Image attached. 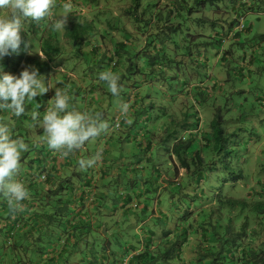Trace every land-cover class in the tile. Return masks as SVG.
<instances>
[{"label": "crops", "instance_id": "crops-1", "mask_svg": "<svg viewBox=\"0 0 264 264\" xmlns=\"http://www.w3.org/2000/svg\"><path fill=\"white\" fill-rule=\"evenodd\" d=\"M75 2L78 12L68 14L65 27L45 29L59 39L58 51L45 58L35 45L48 66L25 57L7 64L13 68L6 73L16 76L25 68L36 69L48 91L26 103L19 118L0 111V122L9 123L13 137L28 145L15 179L29 193L18 212H11L0 196V264H214L211 231L197 228L199 220L173 215L174 205L162 193L161 179L172 176L173 169H163L170 157L161 149L173 144L177 130L193 129L196 118L200 127L202 116L194 108L199 101L225 97L234 46H242L252 26L232 35L240 16L252 14L260 41L242 49L234 76L247 70L256 80L264 79V0L246 5L221 0L207 11L206 4L190 9L185 0H139L136 10L134 0H111L110 6L102 0ZM196 12L201 16L196 18ZM61 13L48 18L53 25ZM196 22L202 26L192 33ZM208 30L211 40L197 42ZM72 33H78L75 42ZM208 43L214 44L213 67L208 66L210 52L202 48ZM203 64L199 79L196 69ZM104 71L120 77L119 96L99 79ZM173 86L177 91H171ZM57 89L68 93L71 109L98 114L109 125L68 157L47 147L40 124ZM163 89L160 100L157 91ZM258 89L252 114L264 121L261 83ZM233 92L241 91L233 86ZM122 103L127 113L119 110ZM97 152L102 159L95 166L80 167V160ZM256 152L254 159L264 154V139ZM218 224L224 227L226 221ZM98 240L100 249L93 246Z\"/></svg>", "mask_w": 264, "mask_h": 264}, {"label": "trees", "instance_id": "trees-1", "mask_svg": "<svg viewBox=\"0 0 264 264\" xmlns=\"http://www.w3.org/2000/svg\"><path fill=\"white\" fill-rule=\"evenodd\" d=\"M219 1L221 0H201V4H204V2H209V4H211L212 2ZM236 2L244 5L248 4V0H232L233 5H235ZM138 6L139 0H134L133 10H136ZM240 18L242 17H238L237 23ZM49 23H45V26L47 24L49 26ZM235 25L232 27V35L238 34L246 29L245 25L243 30L234 32ZM45 26H43V22L41 21L25 22L21 31V45L17 52L10 53L0 58V67H2L3 72L6 73L8 68H13L11 65H7L8 62L14 59L21 60L24 57L29 61H33L35 65L48 66L46 61L41 60L38 55L30 54L35 47L32 37L37 35L39 36L38 45L40 47V52L45 58L53 56V54L58 51L59 39L54 33H46ZM70 37L75 42L78 40V33H72ZM217 115L216 113L209 125L210 139L211 142L214 141V143L221 141L223 135L221 122ZM196 119L197 125L198 118ZM182 130V135H178L179 138L176 137L170 147H165L169 152L171 161L174 162L173 164H177V162L178 164L175 166L172 165V176L163 177L161 179V186L163 188L162 193L165 194L167 201H170L174 205L172 214L174 215L176 212L179 214L180 219L191 217L192 219L199 220L197 228H204L207 231H211L210 234L214 238L217 248L215 251H211L209 255L212 263L264 264V181L258 179V182H260L259 189L251 190L254 195V199L251 203H248L244 198H232L228 196V194L224 192L225 186L231 181L233 184L230 183L227 186L233 188L234 182L243 180L245 176L242 171L237 174L233 172L232 165L226 160L222 163L220 169L215 167L217 161L214 159L213 161L215 163H211L208 166L204 165L201 153L205 148L209 150L208 146L210 139H207V143L203 144L205 140L202 141V143L197 141L193 135V129L183 128ZM184 133L186 136L183 135ZM216 148L217 150L219 149L218 147ZM179 169L184 171L183 174L186 177V182H180ZM222 170H226V173L223 178L220 179L217 177V174ZM213 171L217 174L211 185L208 184L207 186L209 187L208 192L212 193L210 200H213V203L216 202V206L205 209L201 206L203 198H206L207 195L205 193V183L209 181L210 172ZM219 179L220 182L218 181ZM153 183L156 184V179ZM151 186L153 185L151 184ZM157 189L158 186L156 185L155 190ZM243 209L250 210L253 219L259 220V232L256 233L255 230L248 228L247 217H242ZM236 210L239 212L234 213ZM219 221H226L225 226L219 225ZM236 222L237 224H235Z\"/></svg>", "mask_w": 264, "mask_h": 264}, {"label": "clouds", "instance_id": "clouds-1", "mask_svg": "<svg viewBox=\"0 0 264 264\" xmlns=\"http://www.w3.org/2000/svg\"><path fill=\"white\" fill-rule=\"evenodd\" d=\"M57 0H0V58L16 53L21 45V31L26 21L40 22L53 16ZM71 0L62 5V13L55 18L54 28L65 27L68 14L72 13ZM99 79L106 83L113 96L120 94V77L111 71L99 73ZM48 88L42 82L36 69L25 68L19 76L3 72L0 67V111L19 118L25 114V105ZM128 112V105L122 103L119 109ZM98 114L84 113L71 109L70 96L62 89H57L51 106L42 116L40 124L47 147L59 152L63 157L82 148L88 141L105 133L109 127ZM33 121L37 113L31 114ZM12 126L0 122V196L6 200L11 212L23 210V201L29 193L24 184L17 181L22 154L28 151V145L12 135ZM102 159L97 152L93 158L80 160L81 168H91Z\"/></svg>", "mask_w": 264, "mask_h": 264}, {"label": "rangeland", "instance_id": "rangeland-1", "mask_svg": "<svg viewBox=\"0 0 264 264\" xmlns=\"http://www.w3.org/2000/svg\"><path fill=\"white\" fill-rule=\"evenodd\" d=\"M104 3L103 5H108L110 6L111 0H102ZM67 2V0H57V8L53 10V13L56 14L58 11H62V5L63 3ZM73 4L72 8V13H77L78 12V4L75 2V0H71ZM186 4H188L190 9H201L200 6L202 7L201 0H196L195 2H189L188 0H185ZM181 3V1H180ZM88 4V3H87ZM206 4V9L205 11L208 10V5L209 2H204ZM89 7V5H88ZM201 14L197 13L195 14V17H200ZM43 26H45V23H49L50 19L46 18L45 20H42ZM195 27V21H192ZM243 23L246 26H249L252 23V26L250 28V32L248 33L247 40H242L240 44L242 46L238 47L237 45L234 46L235 50V55H234V60L235 61H229L227 68L228 67H233L230 68L228 71L230 81L225 85L224 89L226 90V95L225 97H220L217 98V100L214 99V97H209L206 96L204 100L199 101L196 105V108L200 111L201 116H202V122L200 123V127L198 126L197 119H195L194 123V128H193V135L195 136L196 140L203 142V144L207 143V139H210V130H209V125L211 120L214 118L216 113L219 116L220 122H221V128L223 129V135H222V140L219 141L218 143L211 142V139L209 140V146L208 149L206 148L202 150L201 157H202V162L204 165L208 166L211 163H215L213 159L216 162L215 167L221 168L222 163L226 161L230 162L231 167L233 168V172L236 174L242 171L243 175L245 178L243 180H239V182H234V187L230 188L227 185L230 183L233 184V182L230 181L225 186L224 192L228 194V196L232 198H244L248 201V203H251L254 199V195L251 192V190H257L260 186V182H258V179L261 181H264V154H262L259 159H254L256 156V150L258 148V144L264 139V121H258V117L261 115H256L252 114L254 111V101H255V94L257 91H259L258 86L261 85L264 87V79H258L256 80V77L252 75L249 71L244 70L243 76H234V71H236V63L239 59L238 55L242 56V49L250 46L251 43L258 42L260 41L259 38H257V29L255 27L256 22L255 19L252 18V14L247 15L243 19ZM235 24V23H234ZM25 25V23H24ZM54 25L52 24V21L45 26V29L48 27H53ZM197 26H202V24L196 22V30L192 33H197L199 30L197 29ZM208 28V27H207ZM186 30L183 31L182 35L183 37H186ZM206 32L207 36L201 38L198 37L197 42H207L211 40V31H204ZM33 44L38 45V40L39 36H34L32 37ZM187 42V41H186ZM264 43V42H262ZM261 43V44H262ZM239 44V45H240ZM202 48L207 49L209 54V64L208 66L213 67L216 63L213 53L215 51L214 49V44H204L202 45ZM31 55H36L37 54V47L33 48L32 51L30 52ZM207 55V53H206ZM206 64H203L201 66H198V69H196V73H199L200 75H196L197 78L202 79L204 76V72L206 70ZM202 72V73H201ZM233 86H237L238 89H240L241 92H233ZM179 90V86H176ZM242 88L245 89V91H242ZM171 91H177L175 89V86L171 88ZM157 95H159L160 100H163L165 97V92L163 90H158ZM217 102H219V107L215 105ZM191 107V105H190ZM213 108H218V109H213ZM192 109V107H191ZM257 109V107H255ZM197 117V113H193ZM183 130H177V137L178 135H182ZM183 135L186 136L184 133ZM179 138V137H178ZM216 141V140H215ZM201 145V144H200ZM216 145V146H215ZM218 147L219 149L217 150ZM161 148H164L161 146ZM163 150V155L166 156L168 151L164 149ZM216 153H215V151ZM226 155V156H224ZM167 157V156H166ZM170 157V156H168ZM167 157V158H168ZM170 159V158H169ZM169 159L164 161L165 166L163 169H172L173 166L177 164H173L169 162ZM221 162H220V161ZM177 161V160H176ZM232 163V164H231ZM173 165V166H172ZM193 166V165H192ZM180 168V166H179ZM184 171L182 169H179V176H180V182H186V177L183 174ZM226 173V170H222L218 174L213 171L210 172V177L209 181L205 183V194L206 198H203L202 200V208L208 209L209 207H215L216 202L213 203V200H210L211 198V192H208L209 187L207 186L208 184L211 185L213 182V179L215 178V175L217 174L218 178H223L224 174ZM183 174V175H182ZM232 175V173H231ZM220 179L218 180L220 182ZM215 183V182H214ZM212 190V188H211ZM225 212V210H224ZM239 211H234V213H237ZM246 216L247 217V222H248V228L249 229H257L258 226L255 223V219H253L252 212L248 209H243L242 211V217ZM242 219V218H240ZM237 224V222L235 223ZM256 224V225H255ZM101 242L100 240L96 241L94 243V248L100 249Z\"/></svg>", "mask_w": 264, "mask_h": 264}, {"label": "built area", "instance_id": "built-area-1", "mask_svg": "<svg viewBox=\"0 0 264 264\" xmlns=\"http://www.w3.org/2000/svg\"><path fill=\"white\" fill-rule=\"evenodd\" d=\"M245 28V25H244V23H243V19L242 18H240V20H239V22L235 25V27H234V32L235 31H241V30H243ZM114 126L115 127H119V121L117 120V119H115V121H114Z\"/></svg>", "mask_w": 264, "mask_h": 264}]
</instances>
